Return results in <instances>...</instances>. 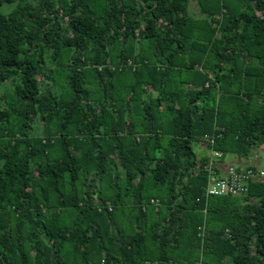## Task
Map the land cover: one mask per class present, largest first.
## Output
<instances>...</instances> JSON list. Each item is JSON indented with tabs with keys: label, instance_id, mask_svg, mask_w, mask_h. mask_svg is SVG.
<instances>
[{
	"label": "trees",
	"instance_id": "trees-1",
	"mask_svg": "<svg viewBox=\"0 0 264 264\" xmlns=\"http://www.w3.org/2000/svg\"><path fill=\"white\" fill-rule=\"evenodd\" d=\"M17 4L0 12V264H264V175L237 196L209 183L264 173V0Z\"/></svg>",
	"mask_w": 264,
	"mask_h": 264
},
{
	"label": "built area",
	"instance_id": "built-area-1",
	"mask_svg": "<svg viewBox=\"0 0 264 264\" xmlns=\"http://www.w3.org/2000/svg\"><path fill=\"white\" fill-rule=\"evenodd\" d=\"M221 156L217 151H212V162L215 163V160L219 159ZM210 165L208 166L210 168ZM264 173L261 171H257L254 168L252 169H244L236 171L232 168L228 169L227 172L221 179L213 180V176L211 179V194H219V195H232L237 196L244 194L249 185L255 181L258 177H262Z\"/></svg>",
	"mask_w": 264,
	"mask_h": 264
},
{
	"label": "rangeland",
	"instance_id": "rangeland-1",
	"mask_svg": "<svg viewBox=\"0 0 264 264\" xmlns=\"http://www.w3.org/2000/svg\"><path fill=\"white\" fill-rule=\"evenodd\" d=\"M21 0H18L16 3H12V4H4L0 7V12L2 14H6L8 12H11L12 10H14V8L18 5L17 3L20 2ZM194 152L197 155H202L203 151L202 149L197 146L194 145ZM255 155H258L259 157V162L257 163L258 168L264 170V144L260 145L257 149H255ZM210 156H212V153L210 154ZM227 160L230 161V163H232L235 166H246V163H243L242 160L240 159H236V158H232L231 156L227 157ZM252 163L250 160H248L247 164Z\"/></svg>",
	"mask_w": 264,
	"mask_h": 264
}]
</instances>
